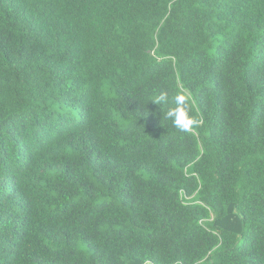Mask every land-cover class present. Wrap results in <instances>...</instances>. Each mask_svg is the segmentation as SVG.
<instances>
[{
    "label": "trees",
    "instance_id": "trees-1",
    "mask_svg": "<svg viewBox=\"0 0 264 264\" xmlns=\"http://www.w3.org/2000/svg\"><path fill=\"white\" fill-rule=\"evenodd\" d=\"M147 263L264 264V0H0V264Z\"/></svg>",
    "mask_w": 264,
    "mask_h": 264
},
{
    "label": "clouds",
    "instance_id": "clouds-1",
    "mask_svg": "<svg viewBox=\"0 0 264 264\" xmlns=\"http://www.w3.org/2000/svg\"><path fill=\"white\" fill-rule=\"evenodd\" d=\"M153 101L159 105L170 103L166 92H161ZM173 102L175 107H170L168 109L166 113L167 118L172 121L175 128L181 133H191L193 128L199 124V121L195 120L191 115L189 97L183 92H178Z\"/></svg>",
    "mask_w": 264,
    "mask_h": 264
},
{
    "label": "rangeland",
    "instance_id": "rangeland-1",
    "mask_svg": "<svg viewBox=\"0 0 264 264\" xmlns=\"http://www.w3.org/2000/svg\"><path fill=\"white\" fill-rule=\"evenodd\" d=\"M147 264H151V263H147Z\"/></svg>",
    "mask_w": 264,
    "mask_h": 264
}]
</instances>
